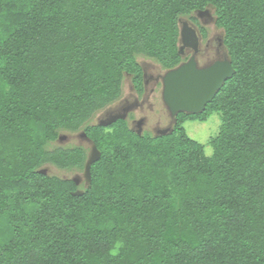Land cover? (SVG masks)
<instances>
[{
    "label": "trees",
    "instance_id": "trees-1",
    "mask_svg": "<svg viewBox=\"0 0 264 264\" xmlns=\"http://www.w3.org/2000/svg\"><path fill=\"white\" fill-rule=\"evenodd\" d=\"M206 9L236 70L195 115H220L212 154L185 129L92 126L126 77L142 93L140 58L183 62L180 20ZM81 130L102 157L77 197L39 171L83 169L50 147ZM0 264H264V0H0Z\"/></svg>",
    "mask_w": 264,
    "mask_h": 264
},
{
    "label": "rangeland",
    "instance_id": "rangeland-1",
    "mask_svg": "<svg viewBox=\"0 0 264 264\" xmlns=\"http://www.w3.org/2000/svg\"><path fill=\"white\" fill-rule=\"evenodd\" d=\"M211 13L214 16V9H210ZM192 18H195L197 21H193ZM183 20H187L190 22V24L195 27L196 29H199V27H203L207 33V38H204L203 41H201V50L203 51V54L198 57V63L200 67H205L213 63L214 61L221 59L227 54L226 48L224 47L221 50V54H217L215 51L216 46L218 45V39L221 38L222 41L224 38V31L220 28H218L215 25L214 18L213 20H201L198 18L197 14H193L191 16H186L182 18ZM181 27V25H180ZM209 40L211 43V46L209 48L206 47V41ZM180 45V43H179ZM185 59H183L184 61ZM140 63L148 67L149 73L153 74L154 76L160 74L165 75L167 70L163 69L158 63L149 60V59H139ZM155 84H151L148 91L142 96L140 95V103L141 107L136 112L131 113L130 117L128 118V126L130 128H134V125L132 123V119L140 120L142 118L145 119V125L143 128V132L145 136L147 137H155L156 129H167L170 127H175L178 131H184L185 129L186 134L193 139L194 141L204 145L205 152L207 155L212 154V148L210 146V142L213 138H215L219 134L220 130V115L215 113L213 116H211L206 122L195 120H191L192 118L189 116H183L185 118V122L182 125L181 128H179L177 124V120H175L170 112L168 111L163 98V87H158L154 91V93L151 92L152 88H155ZM132 77H126L124 80L123 85V93L121 99L116 101L113 105L107 107L106 109L99 111L95 114L94 118L90 122L92 126L98 125L99 120L105 116V113L109 110L119 111L122 106L124 105V101L126 99H129L131 102L136 97L137 92L132 90ZM185 114V113H182ZM203 114H197L201 115ZM178 117V116H177ZM177 119V118H176ZM121 120L117 121L114 125L116 127L121 124ZM118 124V125H116ZM100 131L104 130V128H99ZM113 131L112 128H109L106 130V132ZM83 130L77 132V133H62L61 135H65L67 138L65 140H58L55 143L51 144V149L58 148V147H66V148H75V147H81L84 149L87 155V160L92 148V142L86 140L82 137ZM86 160V161H87ZM86 163V162H85ZM45 168L48 169V174L60 177L62 179H74V178H82L83 181L79 185V189L84 191L88 185L85 182L84 179V171L85 166L83 169H73V170H62L59 169L53 165H47Z\"/></svg>",
    "mask_w": 264,
    "mask_h": 264
},
{
    "label": "water",
    "instance_id": "water-1",
    "mask_svg": "<svg viewBox=\"0 0 264 264\" xmlns=\"http://www.w3.org/2000/svg\"><path fill=\"white\" fill-rule=\"evenodd\" d=\"M197 16L201 20H213L210 9L197 12ZM180 45L179 54L185 56L186 49H192L194 54L187 61L174 69L168 70L162 76L163 82V101L170 112L171 116L177 120L180 113L197 115L204 112L209 104H211L218 92L221 90L227 80L232 79L236 74V70L232 62L225 54L222 60H217L207 67H199L196 56L199 53L200 37L197 30L187 20H180ZM126 111V110H125ZM128 113L116 114L106 119L101 118L98 125L108 127L119 120H125ZM144 119L137 121L138 130L136 133L143 135ZM174 132V129L167 128L158 132V136H166ZM82 137L92 142V148L85 165L84 179L87 185L92 183V166L98 162L102 153L97 145L87 136L86 133ZM67 137L61 135L59 140H65ZM40 173L47 175L48 169L43 168ZM73 181L77 186L83 181L82 178H74ZM74 196L81 197L84 191L77 190Z\"/></svg>",
    "mask_w": 264,
    "mask_h": 264
},
{
    "label": "flooded vegetation",
    "instance_id": "flooded-vegetation-1",
    "mask_svg": "<svg viewBox=\"0 0 264 264\" xmlns=\"http://www.w3.org/2000/svg\"><path fill=\"white\" fill-rule=\"evenodd\" d=\"M190 23V22H189ZM195 28V27H194ZM203 27H199V29H196L197 30V32H198V34H199V37H200V45H199V53L197 54V56H196V59H197V63H198V57L199 56H201L202 54H203V51L201 50V41H203L204 40V38H203V35H202V33H201V29H202ZM204 29V28H203ZM205 38H207V35H206V37ZM211 42L209 41V40H207L206 41V47L207 48H209V46H211V44H210ZM224 48V43H223V41H222V39L221 38H219L218 39V45L216 46V48H215V51L217 52V54H221V50ZM194 54V51L192 50V49H186L185 50V56H183V59H185L182 63H184V62H187L191 57H192V55ZM223 58H221V59H218V60H222ZM217 61V60H216ZM215 62V61H214ZM213 62V63H214ZM181 63V64H182ZM212 64V63H211ZM210 64V65H211ZM198 66H199V63H198ZM209 66V65H208ZM200 67V66H199ZM205 67H207V66H205ZM142 68H143V91H142V93H139L138 92V90L137 89H135V87L133 86V84H132V90H134V92L136 91L137 92V94H136V97L134 98V100L131 102L129 99H126L125 101H124V105L122 106V108L119 110V111H114V110H109V111H107L106 113H105V116L104 117H102V118H105L106 117V119L108 118V117H110V116H113V115H116V114H124L125 112L126 113H128L127 114V118L125 119V120H121V121H126L127 122V120H128V118L130 117V115H131V113H133V112H136L138 109H140V107H141V103H140V98L148 91V89H149V87H150V85L151 84H155L156 86H155V88H152L151 89V92L152 93H154V91L156 90V88H158V87H163V82H162V76L163 75H160V74H158V75H156V76H154L153 74H150L149 73V69H148V67H146L145 65H143L142 64ZM168 71V70H167ZM140 95H142L141 97H140ZM126 110V111H125ZM179 115V114H178ZM142 119H144V118H142ZM141 120V119H140ZM137 121H139V120H135V119H132V123H133V125H134V128H131L134 132H136L137 130H138V127H137ZM145 119H144V121H143V124H142V128H144V125H145ZM128 123V122H127ZM115 124V123H114ZM113 124V125H114ZM113 125H110V126H113ZM110 126H108V127H110ZM108 127H105V128H108ZM170 128H172V129H174L175 127L173 126V127H170ZM162 129H156L155 130V133H156V136L158 135V132L159 131H161ZM163 130H165V129H163ZM144 134V133H143Z\"/></svg>",
    "mask_w": 264,
    "mask_h": 264
}]
</instances>
